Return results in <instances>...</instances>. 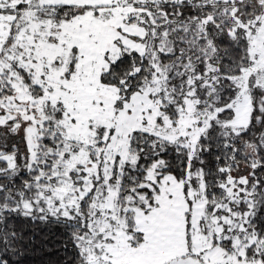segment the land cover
Instances as JSON below:
<instances>
[{"label":"snow or ice","instance_id":"6c2138e0","mask_svg":"<svg viewBox=\"0 0 264 264\" xmlns=\"http://www.w3.org/2000/svg\"><path fill=\"white\" fill-rule=\"evenodd\" d=\"M0 264H264V0H0Z\"/></svg>","mask_w":264,"mask_h":264}]
</instances>
